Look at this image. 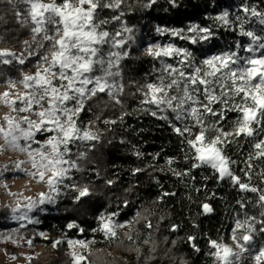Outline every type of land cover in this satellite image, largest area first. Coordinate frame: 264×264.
Listing matches in <instances>:
<instances>
[{
  "label": "snow or ice",
  "instance_id": "obj_1",
  "mask_svg": "<svg viewBox=\"0 0 264 264\" xmlns=\"http://www.w3.org/2000/svg\"><path fill=\"white\" fill-rule=\"evenodd\" d=\"M12 2L9 0V3ZM156 2L150 0L142 7L150 8ZM169 2L176 6L175 0ZM17 3L25 6L23 12L17 9L15 14L21 25L30 27L32 40L24 41L26 55L24 52L18 55L11 49H0V65H25L33 56L38 59L32 74L21 69L19 79H0V84L5 86V91L0 92V105L9 109L0 117V141H3L0 151L11 150L26 157L0 165V178L9 171L22 173L36 183L44 184L49 190L48 193H37L38 200L24 197L25 202L18 200L11 208V218L17 222L26 221L19 224V228H25L27 224L39 222L29 213L39 205L54 203L55 197L51 193L59 194L61 186L77 193L74 202L91 195L88 185L65 184L66 180L72 179V170L81 171L79 160L86 157L85 152H78L76 159H73L71 146L77 142L100 140L99 134L92 128L93 121L84 127L79 123L80 115L89 101L105 94L110 101L121 103L118 96L123 93L124 86L114 78L121 76L120 62L129 55L127 51L119 49L125 48L133 40V29L124 25L121 30L110 33L102 27L110 21L98 18L102 9H111L119 11L111 20L120 21L125 14L122 10L125 0H17ZM243 11L258 17V23L264 25V12L247 5ZM209 19L219 21L222 26L231 24L227 11ZM236 21L239 22V35L247 37L249 42L243 44L236 41L234 49L206 55L199 60L189 47H180L172 41H185L189 46L210 44L215 37L211 27L197 23H190L187 28L156 26V34L171 37L172 41L147 46L145 54L160 62V75L156 81H146L138 86L137 91L143 96L141 105L149 106L142 110L157 119L168 121L172 131L183 138L182 143L187 145L185 159L193 161L192 168L209 166L218 173L220 180L227 178L241 191L259 193L257 204L264 209V191L244 183L234 174L231 165L235 161L224 154L222 147L231 142L229 137H255L257 125L264 132V34L247 30L245 25L250 21L246 17L237 15ZM260 32L264 33V28ZM123 33L129 35L125 37ZM104 45L117 50L104 53ZM165 58L175 59L176 65ZM0 76L3 74L0 73ZM17 85H21L23 91L13 94ZM214 105L220 106V110L217 111ZM168 112L174 114L179 125L169 119ZM228 113H236V119L232 122V130L225 131L217 124L225 120ZM209 116L216 117L211 124L207 123ZM104 123L115 124L116 121L105 120ZM197 126L199 131L194 132ZM209 128L214 129L217 135L209 138ZM40 136L44 137L43 140L38 138ZM252 148L255 151L249 154V161L264 159V137L254 140ZM172 162L168 160L169 164ZM133 171L139 173L144 169L136 168ZM174 174L187 175L175 171ZM107 183L112 184L113 181ZM3 187L7 189L8 186L4 184ZM238 203L241 208L245 207L243 202ZM202 207L205 213L212 211L207 203ZM115 215L117 213L100 215L98 227L92 231L103 233L109 241L118 239L117 229L124 228L125 224L117 223L113 219ZM139 216L140 213H137ZM261 216L264 217V211ZM256 220L255 216L247 215L243 219H235L231 232L233 246L216 240L209 241L214 249L210 253L214 257V264H238L246 253L251 264H264V245L258 250L252 248L257 232ZM260 223L264 225V220ZM67 227L73 229L79 225L72 222ZM147 227L151 228V223ZM19 228L13 231L18 233ZM80 231L84 230L81 228ZM259 232L264 233V227L259 228ZM40 235L44 236V233ZM127 238L132 240L131 235H127ZM193 239L189 237V240ZM4 241L17 243L12 233L0 232V242ZM27 243L31 246L32 241L28 240ZM60 243V240L55 241L53 248ZM67 243L73 249L72 264H92L88 257L75 249L77 246L88 249L94 241L69 239ZM196 250L199 251L198 248ZM11 259L15 260L16 257ZM27 259L31 260V257Z\"/></svg>",
  "mask_w": 264,
  "mask_h": 264
},
{
  "label": "trees",
  "instance_id": "obj_2",
  "mask_svg": "<svg viewBox=\"0 0 264 264\" xmlns=\"http://www.w3.org/2000/svg\"><path fill=\"white\" fill-rule=\"evenodd\" d=\"M233 1L175 0L176 6H173L169 0H157L148 14L134 12L127 17V23L134 28L132 34L135 35L148 25L182 27L186 22L196 21L201 26L211 27L223 40L225 35L208 14L214 12L213 8L210 10L212 4L220 8ZM251 1L264 6L263 0ZM24 7L17 0L12 3L0 0V42L11 46L16 53L25 51V40L31 42L30 27L21 25L15 14L17 9L23 12ZM128 53L120 63V78L115 77L124 86L123 93L118 96L121 103L116 104L101 94L88 102L82 115L87 125L89 121L94 122L92 128L100 136L95 147L86 150L84 182L90 192L99 199L101 197L99 208L117 213L120 221L132 223L118 234V239L104 240L99 233L92 231L97 227L89 216L97 209L92 203L82 202L84 209H89V216L83 213L84 209L74 208V213H58L47 218L44 228L51 234H67V225L75 222L84 233L90 232V238L96 242L89 254L92 264H214V257L210 255L214 249L209 241H226L237 216L252 213L258 207L259 193L241 191L227 178L220 180L218 173L209 166L191 167L193 161L185 159L187 145L182 143L183 138L172 131L167 121L141 109L137 87L146 81L151 82L154 63L132 46L128 47ZM10 67L0 65V73L4 77L12 75ZM213 107L220 110V106ZM235 119L236 113H228L217 127L230 131ZM105 120H115L116 123L105 124ZM215 120L216 117H207L208 124ZM256 127L255 137H229L231 142L222 147L224 154L235 161L231 165L234 174L244 183L264 191V159L249 161V154L255 151L252 143L264 137L260 126ZM193 131H199V126ZM207 135L211 138L217 133L209 128ZM169 159L172 164L168 163ZM136 168L144 171L134 173ZM173 170L187 175L177 176ZM109 180L113 183L108 184ZM238 201L245 207L241 208ZM205 203L211 206L210 213L204 212L202 206ZM137 213H140L139 217ZM149 223L151 228L147 227ZM173 226H176L175 230ZM126 234L131 235L132 240H128ZM189 237L194 239L189 240ZM108 250L119 257H110ZM26 264L71 262L62 253H41Z\"/></svg>",
  "mask_w": 264,
  "mask_h": 264
},
{
  "label": "rangeland",
  "instance_id": "obj_3",
  "mask_svg": "<svg viewBox=\"0 0 264 264\" xmlns=\"http://www.w3.org/2000/svg\"><path fill=\"white\" fill-rule=\"evenodd\" d=\"M149 2L150 0H125V3L122 5V10L124 11L125 14L120 21L111 20V17L113 15L119 14V11L114 12L111 9H102L99 12L98 18L109 20L110 22L108 24L103 25L102 27L104 30L109 31L110 33H115L117 30H121L124 25H126L127 27H130L128 26V23H127L128 18L131 17L134 14V12H136V14L138 15L148 14L150 12L151 7L144 8L142 7V5L145 3H149ZM262 2H264V0ZM245 5H247L248 7H255L258 12H264V6L262 4L253 2L251 0H234L228 6L224 5L223 7L216 8L215 5L212 4V6L210 7V10L213 8L214 12L209 13L208 17H216L224 11H227L229 13V20L231 21V24L229 26H222V24L219 21L213 22V24L216 23L217 25H219L223 35H225L224 36L225 38L223 40H220L215 35L214 39L211 41L210 44L192 45L191 47H189V45L185 41H179V40L172 41L171 37L159 36L155 32L156 25H151V26L148 25L142 31L137 32L135 35L131 33V35L133 36V40L129 41L128 44L125 46V48L119 49V51L128 52V47L132 46L136 52L148 57L154 63V66H155V68H153V76H152L151 82L156 81L157 76L160 75L159 69L161 65H160L159 60H153L151 57L145 54V49L147 48L149 44H152V43L163 44V43H168L172 41V42H175L180 47H189V49L194 52L195 56L197 57V60L202 59L206 55L219 53L224 50L234 49L236 41H241L243 44H247L249 42V39L247 37H242L239 35V22L236 21L237 15L241 17H246L250 21V23L245 25V28L247 30H255L258 34H264L260 32V29L264 28V25H260L258 23V17H252L250 13L248 14L244 13L243 7ZM210 20H213V19H210ZM190 23L199 24L196 21H190V22L184 23L182 27L169 26L168 28H187V26ZM130 28H132L134 31L133 27H130ZM123 35L126 37L129 34L123 33ZM55 38H58V37H55ZM29 39L32 40V33L29 36ZM0 49H11L12 51L16 52L13 48H11V46L7 44H3L1 42H0ZM102 50L104 53H107L109 50L115 51L117 49H109L108 45H104ZM22 52H24L26 55V52L23 50L19 51L17 54L19 55ZM241 54L249 55V53H241ZM257 55H259V53H257ZM37 59L38 57L33 56L26 62L25 65H19L16 63H13L12 65H6V66H11L10 70L12 72L11 73L12 75L9 74V76H6V77H12L14 79H19L21 69H23L24 72L32 74L36 70ZM165 59L167 62H170L176 65L175 59H172V60H168V58H165ZM96 74H99V72H97ZM6 77L2 76L1 79L6 78ZM114 79L118 83H120V80L116 78ZM3 91H5V86L3 84H0V92H3ZM20 91H23V88L21 85H17V88L13 90V94H15L16 92H20ZM142 99H143V96L139 92V102ZM140 106H142L141 109L149 107L148 105H141V103H140ZM7 112H9V109L3 105H0V117H2ZM11 114L16 115L15 113H11ZM166 114L169 116V119L172 120L173 123L179 124V122L175 120L173 113L168 112ZM83 117L84 116L81 113L80 119H79V123L81 127L88 126L84 122ZM38 138L43 140L44 137L40 136ZM98 142L97 141H89V142H84V143L77 142L76 145L71 146L72 147V158L76 159V153L78 152L86 153V150L90 148V146L97 144ZM0 143H3V141H0ZM33 147H36V146H33ZM13 153L14 151H11V150L6 151V152L0 151V165L9 164L10 161H8V159L9 157H12ZM15 157L17 159H23L25 158V155L21 153H17ZM3 160L5 161L2 162ZM86 162H87L86 157L79 160L81 171L72 170L70 173L72 179L66 180L65 184H78L81 186L86 185V183L84 182L85 169L87 168ZM13 180L14 179L6 176V174L4 173L3 178H0V184H1L0 190L4 189L3 187L4 184L9 185L10 181H13ZM25 180H30V179L28 177L15 179V182L22 189V192L20 194L19 192L15 193L16 195H12L13 197H21L20 199H22L32 192V189L29 188L30 187L29 185L24 184V183H23L24 185H22V182ZM30 182L35 183V181L33 180H30ZM35 187H39L41 189V192H45V193L49 192L48 188L42 183H35ZM9 189L14 190L15 187L10 186ZM76 194L77 193H75L71 188L61 186L59 194L51 193V195L55 197L54 203H47L45 205H39L37 208L40 209V212L35 217L32 216L35 209L33 210V212L29 213V215L32 216L34 220H38L39 222L27 224L25 228H19V224L26 223V221L17 222L11 218L12 216L11 208L15 207L16 203L11 204V201L9 203H4L2 201L3 199H5L4 197L10 196V195H7L5 194V192H2V195H0V232H3V233L13 232L12 233L13 238L17 240V243L13 244L11 241L0 242V264H26L29 261L27 257H31V258L37 257L41 253H52V254L62 253L67 256V258L70 260L72 264L71 252L73 251V249L69 247L67 241L69 239L94 241L92 240L93 237L92 239L90 238V232H85V233L84 231L81 232L80 226L78 228L69 229L67 234L66 233L51 234L48 231H46V229L44 228L46 224L45 223L46 219L51 218L52 216H55L58 213L62 215L65 214V212L74 213V208L77 210L84 209L82 202L92 203L93 204L92 206L97 209L96 213L92 214L91 216H89L88 208L84 209V212H83L85 215L88 214L87 216L90 217L91 222H93V225L96 227H98V223H99L98 217L100 215L102 214L111 215L112 214L111 212L106 211L103 207L101 208L98 207V205L101 203V200H100L101 197L99 199L98 197H96V194L92 192L90 196L82 198L80 202L72 203V201L74 200L73 198ZM32 198L38 200V196H33ZM22 200H21L22 203L25 202ZM67 202H70L71 204H67ZM3 206H7V207L3 208ZM262 211H264V209H261L258 206L256 207L254 212L239 216V218L241 219H243L246 215L255 216L257 218L255 222V227L257 229V232L255 234V239L252 245L253 250H258L260 246L264 245V233L259 232V228L264 227V225L260 223L261 220H264V217L261 216ZM113 219L117 223L125 224L124 228L117 229V235L121 231L129 228V224L127 222L120 221V219L117 218V215H115ZM233 227H234V224H233ZM18 228H19L18 233L13 231L14 229H18ZM9 230H12V231L9 232ZM40 233H44V236H41ZM97 233H99L98 235H101L104 238L103 233L101 232H97ZM28 240L32 241L31 246L28 245L27 243ZM57 240H60L61 243L57 247L53 248L52 245ZM104 240H107V239H104ZM221 243H225L230 246H233V241L231 239V233L229 237L227 238V240ZM95 244L96 242L94 241V243H92L88 249H83L77 246L75 250L81 253L82 255L88 257L89 259V254L91 250L94 248ZM107 252H108V255L112 258L119 257L118 255H115V253L111 252L110 250H108ZM13 256L16 257L15 260L11 259V257ZM248 256L249 254L247 253L244 254V258L241 261H239L238 264H251V261L248 259ZM82 264H84V262H82Z\"/></svg>",
  "mask_w": 264,
  "mask_h": 264
},
{
  "label": "bare ground",
  "instance_id": "obj_4",
  "mask_svg": "<svg viewBox=\"0 0 264 264\" xmlns=\"http://www.w3.org/2000/svg\"><path fill=\"white\" fill-rule=\"evenodd\" d=\"M33 146H36V145H33ZM17 153L18 152H14L12 154V157H9L8 161L11 162L12 160H16L17 158L15 156H16ZM25 158H23V159H25ZM4 161L5 160H3L2 162H4ZM5 174H6V176H8V177H10V178H12L14 180L13 181H10V184L7 185L8 186L7 189L4 187V189H1L0 190V195H2V192H5V194H7V195H10L9 193H17V192H19V194H20L22 192V189L15 182V179H18V178H26V176H24L22 173L13 174L11 171L6 172ZM14 176H15V178H14ZM23 183L29 185L30 186L29 188L32 189V192L30 194H28L27 196H25V197L37 196V193L41 192V189L39 187H35V183L36 182L35 183H32V182H30V180H25V181L22 182V185H24ZM10 186H14L15 189L14 190H10L9 189ZM5 190H7V191H5ZM4 198L5 199L2 200L4 203H9L11 201V204L16 203L18 200L21 201L22 199H24V198L20 199L21 197H13L12 195L5 196ZM22 201H24V200H22ZM6 207L7 206H3V208H6ZM39 212H40V209L39 208H36L34 210V213L32 214V216L35 217L37 214H39Z\"/></svg>",
  "mask_w": 264,
  "mask_h": 264
}]
</instances>
